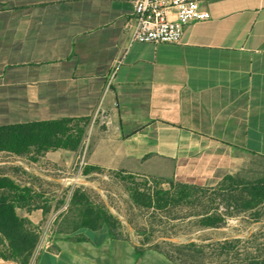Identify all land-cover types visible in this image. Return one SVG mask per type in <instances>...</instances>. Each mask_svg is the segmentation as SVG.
Returning <instances> with one entry per match:
<instances>
[{"label": "crops", "instance_id": "crops-1", "mask_svg": "<svg viewBox=\"0 0 264 264\" xmlns=\"http://www.w3.org/2000/svg\"><path fill=\"white\" fill-rule=\"evenodd\" d=\"M135 1L0 0V127L90 120V164L202 187L264 161V0H205L211 18L180 44L133 41ZM36 264L177 263L103 226L54 239Z\"/></svg>", "mask_w": 264, "mask_h": 264}, {"label": "rangeland", "instance_id": "rangeland-1", "mask_svg": "<svg viewBox=\"0 0 264 264\" xmlns=\"http://www.w3.org/2000/svg\"><path fill=\"white\" fill-rule=\"evenodd\" d=\"M92 124L77 120L55 128L60 132V144L68 146L65 150L41 153L29 146L19 157L21 163H38L36 171L42 175L26 169L25 162L0 167V173L34 192L29 212L34 206L43 209L36 223L25 217L33 222L38 235L36 250L27 264H36L54 239L101 226L104 214L111 216L109 223L117 236L131 238L143 248L159 249L177 264H236L246 254L264 257V204L252 209L244 205L247 184L264 176L263 160L235 180L214 187L109 170L88 162ZM59 151H69L74 158L65 165L54 161L51 153ZM7 157L15 156L0 154L1 160ZM207 222L224 225L204 227ZM225 240L240 242L234 244L235 251L227 253L219 246Z\"/></svg>", "mask_w": 264, "mask_h": 264}, {"label": "trees", "instance_id": "trees-1", "mask_svg": "<svg viewBox=\"0 0 264 264\" xmlns=\"http://www.w3.org/2000/svg\"><path fill=\"white\" fill-rule=\"evenodd\" d=\"M84 120L86 119L78 121ZM73 121L77 120L65 119L0 127V153L23 157L29 146L30 148L36 147L41 153L65 150L68 146L60 144L58 139L60 132L55 131V128ZM52 135H55V138L52 139ZM66 141L68 144H73L70 139ZM226 180H235V177L227 176L223 181ZM247 185L249 186L245 190L248 194L245 199V207L252 209L255 206L264 204V176ZM33 194L34 192L31 189L17 183L7 174L0 173V259L27 264L28 260L33 257L38 244L36 228L29 218L22 217L18 213L19 209H27L28 203L34 197ZM38 208L34 206L33 209ZM104 217V223L93 229L107 226L112 237L119 238L113 232V227L109 223L111 216L104 214ZM202 225L204 227L220 228L224 224L222 222H207ZM239 242V240H225L219 246L230 253L235 251L234 244ZM1 247L4 249H1ZM161 252L175 262L170 255ZM246 255L244 259L236 264H264V257L252 254ZM138 256H141V251H139Z\"/></svg>", "mask_w": 264, "mask_h": 264}, {"label": "built area", "instance_id": "built-area-1", "mask_svg": "<svg viewBox=\"0 0 264 264\" xmlns=\"http://www.w3.org/2000/svg\"><path fill=\"white\" fill-rule=\"evenodd\" d=\"M205 0H136L125 29L135 42L180 44L189 24L211 18Z\"/></svg>", "mask_w": 264, "mask_h": 264}, {"label": "bare ground", "instance_id": "bare-ground-1", "mask_svg": "<svg viewBox=\"0 0 264 264\" xmlns=\"http://www.w3.org/2000/svg\"><path fill=\"white\" fill-rule=\"evenodd\" d=\"M3 263H4V264H8L7 262H2V261L0 260V264H3Z\"/></svg>", "mask_w": 264, "mask_h": 264}]
</instances>
